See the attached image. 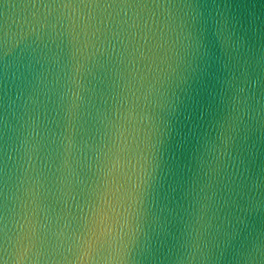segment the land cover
I'll return each instance as SVG.
<instances>
[{
    "label": "water",
    "instance_id": "obj_1",
    "mask_svg": "<svg viewBox=\"0 0 264 264\" xmlns=\"http://www.w3.org/2000/svg\"><path fill=\"white\" fill-rule=\"evenodd\" d=\"M0 264H264V0H0Z\"/></svg>",
    "mask_w": 264,
    "mask_h": 264
}]
</instances>
